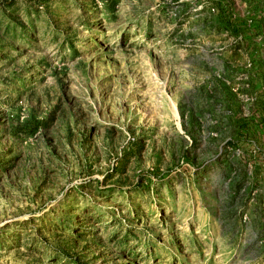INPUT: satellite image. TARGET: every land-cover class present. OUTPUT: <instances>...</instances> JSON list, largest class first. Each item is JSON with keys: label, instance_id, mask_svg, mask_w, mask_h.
<instances>
[{"label": "rangeland", "instance_id": "obj_1", "mask_svg": "<svg viewBox=\"0 0 264 264\" xmlns=\"http://www.w3.org/2000/svg\"><path fill=\"white\" fill-rule=\"evenodd\" d=\"M260 98L264 0H0V264H264Z\"/></svg>", "mask_w": 264, "mask_h": 264}, {"label": "crops", "instance_id": "obj_2", "mask_svg": "<svg viewBox=\"0 0 264 264\" xmlns=\"http://www.w3.org/2000/svg\"><path fill=\"white\" fill-rule=\"evenodd\" d=\"M252 87L254 88L255 92H256V91L259 92V91H260V89H259V88H260V83H259V81H257V82L254 81ZM259 93H260V92H259ZM261 100H262V102H264V99H261V98H260V101H261ZM262 107H264V105H263ZM262 124H263V123H262ZM260 126H262V129H263L264 124H263V125H260ZM259 131H260V130H259ZM259 133H260V132H259Z\"/></svg>", "mask_w": 264, "mask_h": 264}, {"label": "trees", "instance_id": "obj_3", "mask_svg": "<svg viewBox=\"0 0 264 264\" xmlns=\"http://www.w3.org/2000/svg\"><path fill=\"white\" fill-rule=\"evenodd\" d=\"M262 121V120H261ZM262 123L264 124V121H262ZM246 128V126H243L242 127V129L244 130ZM242 135L244 134L245 135V133H243V132H240ZM229 145H231L230 143H228Z\"/></svg>", "mask_w": 264, "mask_h": 264}]
</instances>
